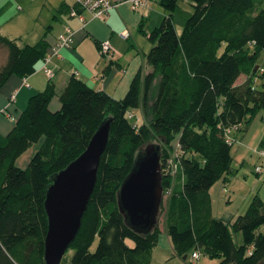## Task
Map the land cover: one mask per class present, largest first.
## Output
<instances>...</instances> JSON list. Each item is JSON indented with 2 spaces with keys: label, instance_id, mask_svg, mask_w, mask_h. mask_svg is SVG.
I'll return each mask as SVG.
<instances>
[{
  "label": "trees",
  "instance_id": "16d2710c",
  "mask_svg": "<svg viewBox=\"0 0 264 264\" xmlns=\"http://www.w3.org/2000/svg\"><path fill=\"white\" fill-rule=\"evenodd\" d=\"M190 1L192 12L179 32L180 0H159L162 23L145 32L153 44L146 54L151 68L138 70L124 98L73 75L58 110L51 109L56 87L50 83L30 97L13 129L0 133V264H45L51 178L86 150L108 118L113 119L109 143L68 264H152L159 223L150 233L135 231L119 209L118 192L138 152L153 139L162 146L161 214L174 256L188 258L199 249L219 257L217 264H264V201L255 197L228 223L214 216L210 193L232 168L235 142L228 136L236 140L233 132L244 134L264 111V87L254 84L257 57L264 51V0ZM46 35L20 46L0 34V50L6 51L0 90L12 75L36 72L52 46ZM97 46L100 51V42ZM242 75L246 79L237 85ZM135 109L146 119L141 125L131 121ZM33 146L30 163L19 167L18 159ZM177 149L181 156L174 175L166 170ZM234 232L241 233V244Z\"/></svg>",
  "mask_w": 264,
  "mask_h": 264
},
{
  "label": "crops",
  "instance_id": "0c3cea01",
  "mask_svg": "<svg viewBox=\"0 0 264 264\" xmlns=\"http://www.w3.org/2000/svg\"><path fill=\"white\" fill-rule=\"evenodd\" d=\"M71 5H73V2L71 4L68 3L67 0H63L61 2L60 7L58 8L60 12L59 18L58 16L56 17V19L60 22L59 24H57V28L54 30L55 33H53V35H48L47 33L46 39L48 40V42L53 44L57 36L67 27H70L75 32V42L73 46L71 48L61 50V56H56L52 59L51 66L55 69V76L51 80L48 79V77L42 70L43 63L38 65L36 72L32 75L24 78L16 75H12L11 77H9V79L0 90V133H9L15 125V121L12 120L11 117L17 119L28 106L30 97L38 91L45 90L50 83L55 84L56 87V95L51 101V109L58 110L61 107L59 96L68 83L69 79L73 75L85 81L96 90L106 91L114 98H119V96H122L128 92L132 80L138 72L137 69L135 67L133 69H124L120 63L119 58H114L111 60L103 57L97 46V43L103 40H110V42L112 43L114 39L112 32H105L102 29L105 28L104 26L107 18H93L91 14L87 12L90 18H86V21L84 23L78 17L70 16L69 7ZM122 6H128L131 8L128 3L121 4L117 8L110 10L108 16H110L112 12L118 10ZM149 14L150 13L146 12L145 9V11L141 13L140 22L142 20H145L146 24L145 16H148ZM15 26L17 25L11 24L9 19L4 20L3 17H0L1 35L16 40L20 46L33 44L30 42L21 44L20 42H18L17 37L21 36L19 35L20 33L18 32V30H21V28ZM89 38L95 40V46L91 50L86 49L83 44L84 41ZM129 73L131 75L127 76ZM245 79L246 76L242 75L238 79L239 81H237L236 84H242ZM13 96L14 100H12ZM233 136L237 141L233 144V146L235 144L238 145V151L241 154H239L238 157L233 153L232 148L233 160L231 171L224 179L219 180L211 188L210 191L214 216L216 218H221L228 223L233 222L239 216L238 214L246 212L247 208H249L248 206H250L255 197L258 196L264 201V195L261 193V189L259 190L258 194L252 199V192L246 194L245 191L238 189L239 186L237 181H240L242 179L239 178L238 175H231L232 173H234L233 164L236 158L238 157L240 160V158L245 155L244 151L246 149H249L248 146H251V139L254 138L258 139L259 142H264V112L261 111L257 114L244 134L239 130L238 132H233ZM36 148L37 146H33V151L31 154H26L30 149L26 153H24L18 159L17 165L21 168H26L30 163V160ZM259 180L261 181V179ZM179 184H181V180L176 182L177 186ZM227 192L228 195H226ZM223 195H226V198H230V202H232V198L235 199V201H238L239 199L243 200V202H241V205L237 206V208L233 212L229 213L228 217H224L226 212L221 213V215H217L215 211V203L220 200ZM159 228L161 233L159 235L158 244L152 251V264H162L174 255L173 244L170 236L167 233L165 218L162 214L159 217ZM156 253H161V257Z\"/></svg>",
  "mask_w": 264,
  "mask_h": 264
},
{
  "label": "rangeland",
  "instance_id": "374dc122",
  "mask_svg": "<svg viewBox=\"0 0 264 264\" xmlns=\"http://www.w3.org/2000/svg\"><path fill=\"white\" fill-rule=\"evenodd\" d=\"M63 0H0V17H3L4 20L9 19L11 24H15L21 30H18L20 33L17 37L18 42L21 44L24 43H36L45 32L48 35H53L54 30L59 24V10L60 4ZM68 3L73 0H67ZM144 9V10H143ZM150 13L146 17V24L143 28L140 27L139 23L141 20V13L143 11ZM142 11V12H141ZM192 12V5L190 0H180L179 8L175 13V24L177 29L182 31L186 19L189 17V14ZM164 9L161 7L159 0H150L149 6L142 8L140 11H133L128 6H122L118 10L112 12L110 16L107 17L105 22V28H102L105 32L113 33L112 46L116 51L115 58L120 59V63L124 69H133L134 67L138 69L143 66L144 70H150V65L146 62V54L150 51L153 44L149 41L148 37L145 35V32L150 33L155 28L159 27L164 18ZM85 18H90L88 13L85 12ZM52 30V32H51ZM125 31H128L130 34L129 40H123L119 35ZM84 46L86 49L91 50L95 46V40L89 38L84 41ZM6 61V51L0 50V66ZM257 66L264 68V51H261L257 57ZM129 73L127 76H130ZM239 81V80H238ZM254 84L260 89L264 87V73L261 71L258 72V75L254 78ZM126 94L119 96L116 99H122ZM264 112V111H263ZM133 117L131 121L135 125H141L146 121L143 112L141 109H135L132 111ZM150 120V118L148 119ZM153 144H161V141L158 139L151 140ZM240 144V143H238ZM176 145V144H175ZM249 149H246L245 155L239 160V151L238 145H234L233 153L238 157L236 158L233 164L232 176L238 175L242 180L238 182V189L245 191V193L252 192V199L255 197L259 190L264 195V158L261 156L260 152L264 148V142H259L258 139H251ZM162 147V146H161ZM33 148V147H32ZM32 148L26 153L31 154ZM174 153V152H173ZM26 155V156H27ZM181 152L176 150V153L172 154V159L177 161L176 157H180ZM178 163V162H176ZM179 164V163H178ZM263 164V171L260 174L256 173V167ZM179 178V177H178ZM261 179V181L259 180ZM228 195V192L227 194ZM226 195H223L220 200L215 203V211L217 215L225 213L224 217H228L230 212H233L237 206L241 205L243 200L239 199L235 201L232 198V202L229 201L230 198H226ZM235 201V202H234ZM249 207V206H248ZM248 209V208H247ZM245 213V212H243ZM242 213V214H243ZM240 215V214H238ZM234 240L236 243H242V235L240 232H234ZM98 241L93 245V250L96 249ZM202 252V251H201ZM74 251H68L63 259L61 264H68L73 256ZM161 257V253H156ZM161 259V258H160ZM220 261L219 257H212L210 255H205L202 252V256L199 260L193 261L191 259V254L187 259L178 256H171L169 260L162 264H217Z\"/></svg>",
  "mask_w": 264,
  "mask_h": 264
},
{
  "label": "water",
  "instance_id": "95a60500",
  "mask_svg": "<svg viewBox=\"0 0 264 264\" xmlns=\"http://www.w3.org/2000/svg\"><path fill=\"white\" fill-rule=\"evenodd\" d=\"M256 66L255 70H258ZM113 119L98 128L86 150L51 178L45 208L49 219L45 239V264H61L75 240L95 189ZM161 145L150 143L138 152L134 165L118 192V206L127 224L147 234L159 223L164 201ZM185 259L187 256L184 257Z\"/></svg>",
  "mask_w": 264,
  "mask_h": 264
},
{
  "label": "built area",
  "instance_id": "2783aa9c",
  "mask_svg": "<svg viewBox=\"0 0 264 264\" xmlns=\"http://www.w3.org/2000/svg\"><path fill=\"white\" fill-rule=\"evenodd\" d=\"M74 3L69 7V14L72 17H78L84 23L86 18L84 17V12L91 14L93 18L106 19L109 15L110 10L117 8L119 5L128 3L134 11H140L142 8L148 7L150 0H73ZM120 37L124 40L130 38L128 31H125L120 34ZM75 42V32L69 27L63 30L56 38L55 42L52 44L50 51L47 53L44 62H43V72L48 77L52 79L55 76V69L51 66L52 59L56 56H61V50L66 48H71ZM100 53L107 57L108 59H114L116 56V51L113 48L110 40H103L100 42ZM260 68V67H259ZM258 70L264 73V68ZM14 100V96L12 98ZM6 112V110H5ZM12 120H15L14 117H11ZM228 141L237 142L232 136H228ZM264 157V149L260 152ZM174 159V158H173ZM172 158L168 160L167 172L171 174H176L178 169V163ZM257 173L263 171V166L258 165L256 167ZM251 253V252H250ZM202 252L199 249H196L191 254V259L197 261L201 258Z\"/></svg>",
  "mask_w": 264,
  "mask_h": 264
}]
</instances>
